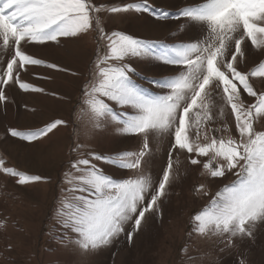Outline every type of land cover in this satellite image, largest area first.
<instances>
[{"label": "snow or ice", "instance_id": "obj_1", "mask_svg": "<svg viewBox=\"0 0 264 264\" xmlns=\"http://www.w3.org/2000/svg\"><path fill=\"white\" fill-rule=\"evenodd\" d=\"M114 18L167 24L168 41L127 28L108 30ZM86 36L96 48L83 70L31 51L67 47ZM251 56L264 57V0H0V110L17 89L69 105L68 119L4 131L5 141L17 138L32 145L61 128L72 129L48 229L49 241L68 257L63 264H88L129 224L130 242L146 214L162 215L182 156L202 166L207 177L232 174L234 179L190 217L179 264H216L193 247L195 240L219 253L236 249L234 264H247L240 248L264 230V128H257L258 122L264 125V59L245 70ZM31 66L70 75L76 81L75 101L26 82L22 77ZM152 69L165 74L147 75ZM233 118L238 137L229 127ZM217 119L221 126L212 127ZM109 130L136 141L137 149L99 152L81 139ZM0 173L21 186L51 182L50 176L8 166L3 157ZM196 191L209 195L204 184ZM7 223L0 219V229Z\"/></svg>", "mask_w": 264, "mask_h": 264}, {"label": "rangeland", "instance_id": "obj_2", "mask_svg": "<svg viewBox=\"0 0 264 264\" xmlns=\"http://www.w3.org/2000/svg\"><path fill=\"white\" fill-rule=\"evenodd\" d=\"M112 2L119 3V0ZM160 2L161 0H157V3ZM125 28L139 36L160 41H168L170 31L167 24H143L135 20L120 23L115 18L108 30ZM95 48L94 39L86 36L80 41L70 42L67 47L35 48L31 51L37 54L38 58H45L48 62L83 70ZM262 59L264 57H249L245 70L250 71ZM146 74L163 75L165 72L163 69H152ZM22 78L36 87L44 88L46 92L69 94L73 101L76 99V81L70 75L41 66H31L28 74ZM254 83L259 86L261 81L254 78ZM9 96L10 102L6 109L0 110V157L6 160L8 166L19 171L50 176L51 182L21 186L16 183L15 178H7L0 173V219L8 221L7 227L0 229V264H63L68 257L49 241L48 229L52 224L50 212L57 195V186L68 160L69 135L72 129L61 128L49 139L32 145L17 138L5 141L4 131L6 126L28 130L40 127L52 119H68L69 105L51 95L18 89ZM25 105L29 110L25 109ZM31 109H35V115ZM86 122L87 117L84 118V124ZM84 124L81 125L82 128ZM211 126L220 127V120L217 119ZM229 127L233 129L232 135L238 137V133L234 131V118ZM257 128L260 130L264 125L258 122ZM223 135L227 138L228 133ZM81 139L87 146L99 152L137 149L136 141L117 138L110 130L97 132L90 137L82 136ZM162 152L163 150L161 154ZM101 166L105 171H114L108 166ZM203 171L202 166H192L182 156L181 164L175 169L177 179L168 190V198L162 205V215L146 214L141 227L134 232L130 242L127 239V232L131 231L129 224L125 233L112 247L104 248L90 256L88 264H179L178 254L191 227L190 217L207 204L211 195L221 186L234 179L232 174L213 179L204 175ZM123 174L127 176L131 173L125 171ZM201 184L205 185L208 196L200 195L196 191ZM193 247L206 251L209 261L214 260L216 264H234L239 258L236 249L219 253L218 249L201 240H195ZM240 250L245 253L247 264H264V230L255 240L243 244Z\"/></svg>", "mask_w": 264, "mask_h": 264}]
</instances>
